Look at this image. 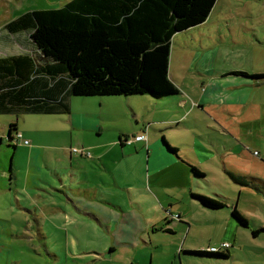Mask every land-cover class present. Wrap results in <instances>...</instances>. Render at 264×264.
I'll list each match as a JSON object with an SVG mask.
<instances>
[{
	"label": "rangeland",
	"instance_id": "1",
	"mask_svg": "<svg viewBox=\"0 0 264 264\" xmlns=\"http://www.w3.org/2000/svg\"><path fill=\"white\" fill-rule=\"evenodd\" d=\"M69 1L71 0H0V39L6 32L5 25L11 20L19 17L22 13L33 10L60 8ZM218 2L219 5L215 13L217 24L213 27H205L202 30V33H204L203 37H194V34L197 33L195 30L197 29H189L188 31L177 33L175 35L177 36L175 41L173 39L170 76L180 92L187 98L202 94L205 88H208L212 80H214L210 75L186 72L189 65H191V61L193 62L192 58L196 54L197 56L195 59H197V61L203 60L205 67L204 71L211 70L215 73V71L220 69L230 68L247 71L249 73H261L257 75L264 74V0H218ZM218 12H220V14ZM226 16L229 17V20L224 22L223 19ZM230 20L231 22L233 20V22L231 23ZM229 22L231 23L230 25H228ZM17 49L18 46L16 45L14 52H16ZM19 51L20 49L17 52ZM232 78L236 79V77ZM131 98H140L131 99L132 103L134 101L137 104L136 108L139 109L138 117L134 115L128 101L130 98L126 96L122 98H106L114 102L102 106L98 101L97 103H91L100 100V98L86 100L75 98L73 105L76 110L103 111V114H107L108 111L114 110L115 114H113V118L116 119L117 117V119L115 121L103 120L101 135L99 131L76 132L73 145L70 144L71 138L68 133L69 130L64 132L67 127L64 123L61 124V116L0 115V132L8 130L10 124L18 122V124L25 126L27 130L33 134L32 138H28L30 142H44L41 138H46L48 140L46 141L48 145L56 146L58 143L64 142L69 146L72 152L78 154L79 152L77 153V151H87L80 142H88L90 144L102 142L106 144L114 139H119V133H117L115 129L112 130V125L117 124V128L127 131V134L129 132L137 133L146 131V134H149L151 139L155 140V142L151 143L152 152L157 150V144L162 142L164 135H166L174 147H180L182 149V154H188L189 157L191 156L194 158H196V155L192 144L196 138L194 137L195 134L201 137L206 136L207 139L219 137L215 132L209 133L211 129L203 130L204 125L199 121L205 123L206 120L209 126L213 128H216V122L213 121V124L212 121L205 116V112H201L199 108L192 110L190 117L182 119L191 123L189 128L162 130L168 125L160 124L159 126L162 127V129L159 127L157 128L161 129L163 133L154 134L152 133V128L148 130L145 129V127L147 123L152 122V120L162 118L165 112L153 111L147 108V105L152 100V97L149 95H137ZM250 101L253 105L258 106L256 111H252L250 106V114L253 116V121L249 119L244 121V117L240 118V123L244 124L238 125V129L235 128V132L238 133L237 137L239 138V143H241L248 152L253 153L255 157L245 159V161H243V159L236 160L234 158L231 161L235 164H239V168L242 170L260 175L262 167L257 166V160L264 159V86H260L253 90ZM82 102H87V104L84 105ZM86 105H88V107ZM245 122L251 123H248L247 127L242 126L246 124ZM195 124L203 125V128L195 127ZM6 133L3 135L5 137L3 139L5 146H2L5 160L0 162V165H5V167L10 169L12 165L14 166L15 161V164L23 166L20 174L17 175L19 177V184L18 186L13 185L14 188H12V190L18 187L19 190L24 192L23 195L15 191L9 192L5 190V194L0 192V218H11L10 202L16 203L17 200H23V198L33 195L41 196L35 197L33 200L36 206H43L39 207L41 210L47 208L44 206L50 203L60 206L63 205L68 208L65 201L70 197L64 194L59 179L50 169L44 168L41 172L42 174L36 179L41 188L39 192L33 188L31 181L27 183L29 179L27 172L28 154L24 148L30 146L19 144L14 159L13 154L15 150L13 146L15 144H13V142L16 141L9 142L7 136H5ZM130 135L131 137L133 136L132 134ZM49 139H51V141H49ZM197 140L200 143H204L200 138H197ZM10 143H12V146H9ZM232 144L236 145L234 142H230L229 145ZM145 146V143H141L140 147H142V149L141 153L138 155L132 154L121 159L118 163L109 162L112 169H115L116 176L114 178L111 176V186L106 189L108 195H110L107 203L111 205L110 207L113 206L112 202H114L122 204L123 206L126 205L130 208L133 205L132 198L135 196L142 199L144 202H146L145 200L147 199H153L168 207L167 210H170L169 214L175 215L182 211V213L187 216L185 219L190 220V222H196H193L191 230L187 227L185 231H181L178 235L173 237L160 233L153 234L152 236L156 243L160 246V251L156 252L148 248L147 250L141 249V253H153L156 258H159V264H179V255H177V262H172L173 259L167 257L173 254L175 249H177V252H179L182 246L197 250L204 248L208 249L209 246H222L223 243H228L225 241H230L234 247L230 251L223 248L225 254L229 253L232 256L228 264H264V233H262L261 237L258 239L253 238V221L251 226L249 225V228H245L244 230L240 229V231H235L233 226H230L231 224L229 222H214L216 217L225 218L229 215L228 212L231 211L229 205L221 211L223 213L217 216L202 213L194 208L192 206L193 203L190 193L188 192V190L193 187L190 180L189 168L178 160L176 163L165 165L157 171L153 170L151 166L150 170L147 161L150 160L151 163L152 156H148L147 159V149ZM45 153L48 159H50L51 157L55 158L60 152L58 150H52L45 151ZM85 164H88L87 160ZM18 165L14 168L18 169ZM203 167L211 170L214 175L209 179L210 184L202 182L200 188L203 189L194 187L195 190H198L199 193L211 195L215 199L217 198L213 193H224L228 198L237 200L242 210L243 207L247 206L244 211H247L251 216H255L260 222H264V203H257V197L249 191L239 193V188L223 174L222 162L219 159L204 161ZM88 178L92 183L100 182L102 179L108 181L97 172L88 175ZM10 183L11 182L8 180L7 188ZM171 205H173V207H171ZM40 213L41 214L38 213L37 216H40L42 221L47 222V227L44 230L48 233H50L49 231L51 229H55L53 227L55 222L57 221L60 223L59 218L65 216V213H57L52 208ZM25 215L28 220L31 221H29L28 225H24V223L21 222V220L25 219L23 214L21 218L15 219L16 221L14 220L13 227L15 233L19 231L23 232L26 229L31 232V229L34 227V219L28 213ZM176 217L178 218V216ZM247 218L250 219L249 217ZM205 221L212 222L209 223ZM64 223L65 220H62L60 223L64 233L67 232V234L72 235V237L73 234H75L79 237L77 241H51L55 242V244L49 247L51 249L53 248V250L57 249L60 257L64 260H66L67 257L64 246L76 247V254L75 252L73 253L78 256L79 261L83 262L81 256H84L85 258H83L86 259V261L92 260V253H86L88 249L104 248L108 246L109 242H113L118 237L119 239H123V237L119 235L121 232L120 228L116 225H114L116 227L109 229L110 234L107 236V231L96 222L91 223L84 220L82 225H74L71 222ZM51 239H53V236H51L50 240ZM16 243H18L16 246H21V249H18L15 254H12L14 260H23V264H52L51 258L47 253V257L45 256L44 249L39 250L40 246L37 244V241L29 245L25 243L22 244L21 241ZM230 243L229 245L231 247ZM121 249L123 248H119V253L125 252V250ZM21 251H24V255L20 254ZM50 253L53 252L50 250ZM3 264H5V262Z\"/></svg>",
	"mask_w": 264,
	"mask_h": 264
},
{
	"label": "crops",
	"instance_id": "2",
	"mask_svg": "<svg viewBox=\"0 0 264 264\" xmlns=\"http://www.w3.org/2000/svg\"><path fill=\"white\" fill-rule=\"evenodd\" d=\"M218 5L219 2L217 0L208 19L204 23L191 28L197 29L195 30L197 31V33L194 34V37H203L204 33H202V30L205 27L216 26L217 22L215 13L217 12ZM218 13L220 14V12ZM228 20L229 17L227 16L223 19L224 22H227ZM230 22L228 25H230L233 20L231 23ZM176 37L177 36L174 37V41ZM16 45L18 46L17 51L20 49L19 52H14ZM0 46V57L28 53L33 49L31 48V44L23 34H11L7 30L1 36ZM10 52L14 53L12 54ZM196 56L197 54L192 58L193 62L191 61V65H189L186 72H195L212 76L214 80H212L210 86L208 88H205L202 94L193 96L191 98H187L181 92L178 95L161 98H154L151 96L152 100L147 105V108L152 109L153 111H164L165 114H163L162 118H157L155 120H152V122L147 123L145 127V129L148 130L152 128V133L154 134L163 133L161 131L162 127L159 126L160 124L168 125L165 129L162 130L187 129L191 126V123H189L185 119H182L185 117H190L191 111L199 108L201 112H205V116L209 118L213 124V121L216 122V128L209 126L206 120L205 123L203 121H199L200 123H203L204 128L203 125L199 124H195V127L203 128V130L211 129L209 133L215 132L219 137L215 139H207L206 136L201 137L200 135L195 134L194 137L196 138L193 141L192 146L194 148L193 150L196 158L191 156L189 157L188 154H182V149L180 147H174L170 143L171 141L164 134L162 142H159L156 146L157 150L152 152L151 143L155 142V140H152L150 135L146 134V131L137 133L129 132L133 135L131 137L129 133H126L127 131L121 128H117V124L112 125V130L115 129L116 132L119 133V139H114L113 141L107 142L106 144L102 142L98 144L80 142L83 148L87 149V151L85 152H88L90 156L82 153L79 154L78 152V154L72 152L69 149V146L64 142H61L60 144L58 143V145L56 146L48 145L46 142L48 140L46 138H41V140H43L44 142H30L28 138H32L33 134H31L25 126L20 124L17 125V129L13 132L12 137H15L16 133H21L22 140L13 142V144H15L13 146L15 150L13 154L14 159L16 157L19 144L23 146H30L28 148H24L26 149L28 154L27 172L29 179L27 183L31 181L33 188H35L36 190H38L37 192H39L41 188L39 187L36 179L39 178L40 174H42L41 172L44 168H48L56 174V177L59 179L62 189L64 190V194L68 195L71 199L68 198L65 201V204L68 206V208L63 205L60 206L58 204L50 203L46 204L44 207L47 208H43L42 210L39 209V207L43 206H36L35 202L33 201L35 197H41L40 195H33L31 197L27 196V198H23V200H17L16 203L10 202L9 207L11 210V218H0V264H3L4 262L5 264H23V260H14L12 257L13 253L15 254L18 249H21V246H16L18 245V243H16L18 241H21L22 244L25 243L28 245L33 244L37 241V244L40 246L39 250L44 249L45 256L47 257V253L51 258L52 264H159V258H156L153 253L148 254L147 252H140L141 249L147 250L148 248L156 252L160 251V246L158 243H156L152 235L155 233H160L173 237L178 235L181 231H185L187 227H189V229L191 230L193 222L196 221L190 222V220L185 219L187 216L184 215L182 211L177 214L173 213L175 215L169 214L170 210H167L168 207H166L162 203H158L153 199H147L145 200L146 202H144L142 199H139L135 196L132 198L133 205L130 208H128L126 205L123 206L122 204L114 202H112V208L110 207L111 205L107 203L110 195H108L106 189L111 186V176L113 178L116 176V172L114 171L115 169H112V167L109 165V162L118 163L121 159H124L127 156H130L132 154H140L142 149V147H140L141 143L146 144L145 147L147 149V159L148 156H152L151 163L150 160L147 161V165H149L150 170L151 166L153 170L157 171L165 165L176 163L178 160L189 168L190 180L193 184V187L190 188L188 192L190 193L193 203L192 206L194 208L198 209L202 213L213 214L217 216L218 214L223 213L221 211L229 205V209L231 210L228 212L229 215H227L225 218L216 217L214 222H229L231 224L230 226H233L235 231H240V229L244 230L245 228H249V225L251 226V223L253 221V238L258 239L261 237V234L264 233V222H260L257 218H255V216H251L247 211H244L247 206L243 207L242 210L237 200L228 198L224 193L215 192L213 194L217 198L216 200L223 202L225 204V207L218 210L207 209L202 206L200 201L195 196L200 195L207 196L213 199L215 198L208 194L199 193L198 190H195L194 187L203 189L200 188L202 182H207L210 184L209 179L214 175V173L211 170L203 167L204 161L219 159L222 162V169L224 171L223 174H225L226 177H228L239 188V193H242L243 191H249L251 194L257 197V203H264V159L257 160V166L262 167L260 175L242 170L241 168H239V164H235L231 161L234 158L236 160L243 159V161H245V159L255 157L253 153L248 152V150H246L241 145V143H239V138L237 137L238 133L235 132V128L238 129V125L244 124L240 123V118L242 117L245 118L244 121L248 119L253 121V116L250 114V106L252 108V111H256L258 109V106L253 105L250 99L255 88L264 86V79L253 77L261 73H249L247 71L230 68H223L215 71L216 74L211 70L204 71L205 67L203 64V60L197 61V59H195ZM239 73H244L245 75H240ZM232 77H236V79ZM172 82L174 83V81ZM44 83L45 86L47 85L50 88L55 85V87L48 91L50 99L62 98L63 91H61V88L58 84L48 85L45 81ZM39 96H44L43 90L40 91ZM122 97L124 96L88 98L70 97L69 113L49 116H61V124L64 123L67 127L64 132L69 130L68 133L71 138L70 144L73 145V140L76 132L99 131L101 135L103 126L102 121H115L117 119V117L116 119L113 118V114H115L114 110L108 111L107 114H103V111L95 112L87 110H76L74 108L75 106L73 105L75 98L85 100L100 98V100H96L95 102L91 103H97L98 101L102 106L107 103L111 104L114 102L107 100L106 98ZM128 97L130 98L128 101L131 105V109L134 112V115L138 117L139 109L136 108L137 104L134 101L132 103L131 99L140 98H131L134 96ZM82 103L84 105L87 104V102ZM86 106L88 107V105ZM245 123L246 124L242 126L247 127L248 123L251 122ZM5 133L8 141H13L10 139V126L8 130L0 132V162H3L5 160L2 150V146H5V142H3V139L5 138L3 135ZM138 135H145L147 137L146 141L136 143L133 142V145L126 142L127 139L134 138ZM197 138H200L204 143H200ZM23 140H28L29 144H24ZM49 141H51V139H49ZM230 142H234V144L236 145H229ZM11 144L12 143H10L9 146H12ZM52 150H58L60 153L59 155H56L55 158L51 157L50 160L48 159L45 151ZM86 160L88 161V164H85ZM17 165L18 164H15V161L14 166L12 165L10 169L5 167V165H0V192L2 194H5V190H7L9 192H20L23 195L24 191L19 190L18 187L17 189L12 190V188H14L13 185L18 186L19 184V177L17 175L20 174L22 170L21 168L23 167L22 165H18V169L14 168ZM193 169H196L198 173H196ZM96 172L99 175L104 176V178H106L108 181L102 179L100 182L92 183L88 178V175L95 174ZM8 180L11 183L7 188ZM171 207H173V205H171ZM49 208L54 209L57 213H65L64 217L59 218L60 223L62 220H65V223L71 222L74 225H82L84 220H87L91 223L96 222L104 230L107 231V236L108 234H110L109 229L117 226L121 231L119 235H121L123 239H119L118 237L113 242H109L108 246L104 248L88 249L86 253H92V260L87 259L88 261H86V259H84L85 257L81 256L83 262L79 261L78 256L75 255L77 249L76 247L64 246L67 255L66 260H64L62 259V257H60L57 249L53 250V248L51 249L49 246L55 244V242L60 240H64L66 242H69L70 240L77 241L79 237H77L75 234H73L72 237V235L67 234V232L64 233L62 226L57 221L55 222V225H53L55 229H51L49 231L50 233L46 232L44 229L47 227V222L42 221V218L40 216H37V214H41L40 212L46 211ZM235 209L247 220V226L241 225V223H239V221L233 217L232 213ZM27 213L30 214V216L34 219V227L31 229V232L26 229L23 232L19 231L18 233H15V231L13 230L14 220L17 218H21V215L23 214L25 219L21 220V222L24 223V225H28L29 221L31 220H28V218L26 217L25 214ZM176 216H178V218ZM247 217H249L250 219H248ZM186 222L189 224H187ZM205 222L210 223L212 221ZM254 233L257 234L255 235ZM51 236H53V239L50 240ZM53 240L56 241L51 242ZM225 242L230 243V241ZM120 247H122L123 249L121 250H125V252L119 253ZM210 247L211 246H209L208 248ZM233 247V244H231L229 251ZM50 250L53 253H50ZM190 251L200 250L182 246L179 252H177V249H175L174 253L167 257L173 259L172 262H177V255H179V264H228L229 259L232 258L229 253V257L227 258H214L201 257L187 253ZM73 252H75V254ZM20 254L24 255V251H21Z\"/></svg>",
	"mask_w": 264,
	"mask_h": 264
},
{
	"label": "trees",
	"instance_id": "3",
	"mask_svg": "<svg viewBox=\"0 0 264 264\" xmlns=\"http://www.w3.org/2000/svg\"><path fill=\"white\" fill-rule=\"evenodd\" d=\"M216 2L71 0L60 8L22 13L5 29L26 35L33 49L0 57V114L63 115L70 112V97L178 95L170 78L174 36L204 23ZM44 81L58 84L62 98L50 99L48 91L55 85L50 88ZM17 125H10L11 140ZM195 197L207 209L225 207L216 199ZM232 215L247 226L236 209ZM208 249L187 253L229 257L224 250Z\"/></svg>",
	"mask_w": 264,
	"mask_h": 264
},
{
	"label": "built area",
	"instance_id": "4",
	"mask_svg": "<svg viewBox=\"0 0 264 264\" xmlns=\"http://www.w3.org/2000/svg\"><path fill=\"white\" fill-rule=\"evenodd\" d=\"M146 139H147V137L145 135H138V136H135L134 138L127 139L126 142L129 143V144H132L133 142L136 143V142L146 141ZM20 140H22V134L21 133H16L15 137H13V141L18 142ZM23 143L28 145L29 141L23 140ZM77 152L90 156V154L88 152H85V151H77ZM223 248L224 249L230 248L229 243H223L222 246H220V248L210 247L208 250H210L211 252H216L218 249L223 250Z\"/></svg>",
	"mask_w": 264,
	"mask_h": 264
},
{
	"label": "water",
	"instance_id": "5",
	"mask_svg": "<svg viewBox=\"0 0 264 264\" xmlns=\"http://www.w3.org/2000/svg\"><path fill=\"white\" fill-rule=\"evenodd\" d=\"M11 138V137H10Z\"/></svg>",
	"mask_w": 264,
	"mask_h": 264
}]
</instances>
